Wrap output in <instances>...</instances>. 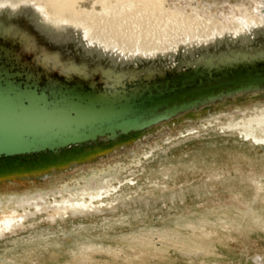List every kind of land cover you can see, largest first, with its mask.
Returning <instances> with one entry per match:
<instances>
[{
  "label": "rangeland",
  "instance_id": "1",
  "mask_svg": "<svg viewBox=\"0 0 264 264\" xmlns=\"http://www.w3.org/2000/svg\"><path fill=\"white\" fill-rule=\"evenodd\" d=\"M263 104L259 95L240 97L99 148L1 159L0 180L39 175L0 183V198L113 179L95 211L36 212L1 236L0 264H264V147L225 126L239 119L230 112Z\"/></svg>",
  "mask_w": 264,
  "mask_h": 264
},
{
  "label": "water",
  "instance_id": "2",
  "mask_svg": "<svg viewBox=\"0 0 264 264\" xmlns=\"http://www.w3.org/2000/svg\"><path fill=\"white\" fill-rule=\"evenodd\" d=\"M19 17L0 18V160L99 148L240 97H264V35L218 40L172 61H111L78 46L60 48L63 63L33 43L36 28Z\"/></svg>",
  "mask_w": 264,
  "mask_h": 264
},
{
  "label": "bare ground",
  "instance_id": "3",
  "mask_svg": "<svg viewBox=\"0 0 264 264\" xmlns=\"http://www.w3.org/2000/svg\"><path fill=\"white\" fill-rule=\"evenodd\" d=\"M191 1L0 0V18L10 17L11 15L8 14L10 12L16 17L20 16L18 19L24 23L29 20L27 24L36 28V30L33 28V43L43 48L44 54L48 52V56L63 63L67 60L56 54L57 49L60 48L69 49L78 46L91 54L103 55L111 61L153 57H168L172 61L177 53H191L199 46L217 43L218 40L220 42L236 40L242 43L259 34L264 35V0H248L247 5L243 3L231 5L223 2L219 7L201 0L206 10H200L199 8H203V5L196 0L193 1V5H188ZM75 3L85 7L90 6L96 12L103 11L100 14L102 25L94 34L90 29L88 31L85 23L77 19V14L73 10ZM138 6L143 7V12H153L152 15L143 16L139 14L140 12H133L132 9ZM155 9L156 12H154ZM67 14H73V17ZM120 19L127 22L126 30L119 28ZM50 45H52L51 48ZM77 62L72 64L68 62V64L85 70L83 65ZM231 114L237 117L239 115V121L228 122L225 124L226 128L237 130L244 140L264 147V104L230 112L229 116ZM187 117L193 118L192 115ZM121 140L123 137L119 138L118 142ZM112 179L113 176L108 174L102 181H97L98 179L95 180V178L85 180L81 188L59 191L44 189L43 192L38 189L36 192H27V194L4 195L0 198V237L22 228L24 221L36 212L50 210L51 214L48 216L54 219L56 216L63 218L66 214L75 215L95 211L99 208L98 204L103 196L109 192L105 188V183ZM64 193L67 194V199L63 197ZM49 197H53L52 202L48 201ZM55 197H59V200Z\"/></svg>",
  "mask_w": 264,
  "mask_h": 264
},
{
  "label": "flooded vegetation",
  "instance_id": "4",
  "mask_svg": "<svg viewBox=\"0 0 264 264\" xmlns=\"http://www.w3.org/2000/svg\"><path fill=\"white\" fill-rule=\"evenodd\" d=\"M193 1L194 0H192L191 1V3H189L188 5H193ZM205 2H208V1H206V0H204ZM196 2L197 3H200V4H202L203 5V2H201L200 0H196ZM109 3H112V1H109ZM78 3H75V6H74V8H73V10L76 12V16H77V19L78 20H80V21H82L83 23H85L86 25H87V29H88V31H89V29L92 31V34H94L95 33V31H98L99 29H100V25H102L101 24V21H102V18H101V16L102 15H100L103 11L102 10H99V12H96L95 10H94V12H93V16H91V14H90V11L93 9V8H90V6H88V7H85L84 5H77ZM156 5H158V4H156ZM186 6V5H185ZM184 7V6H183ZM177 8H179V6L177 7ZM180 8H182V7H180ZM143 7H137V8H134V9H132V11L133 12H135V13H138V12H140L139 14H141V15H149V14H151L152 15V13H149V12H143ZM165 9H167V8H165ZM200 10H206L207 8L203 5V8H199ZM102 11V12H101ZM154 12H156V9L154 10ZM187 13H189L188 11H187ZM90 14V15H89ZM109 14H111V13H109ZM69 17H73V14H67ZM123 15V14H122ZM124 15H127V14H124ZM106 16H107V14H106ZM110 15H108V17H109ZM90 31V32H91Z\"/></svg>",
  "mask_w": 264,
  "mask_h": 264
},
{
  "label": "trees",
  "instance_id": "5",
  "mask_svg": "<svg viewBox=\"0 0 264 264\" xmlns=\"http://www.w3.org/2000/svg\"><path fill=\"white\" fill-rule=\"evenodd\" d=\"M20 159V158H19Z\"/></svg>",
  "mask_w": 264,
  "mask_h": 264
}]
</instances>
